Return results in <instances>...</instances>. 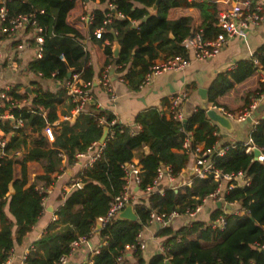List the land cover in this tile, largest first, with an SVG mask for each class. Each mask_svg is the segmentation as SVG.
Wrapping results in <instances>:
<instances>
[{"label":"trees","instance_id":"1","mask_svg":"<svg viewBox=\"0 0 264 264\" xmlns=\"http://www.w3.org/2000/svg\"><path fill=\"white\" fill-rule=\"evenodd\" d=\"M77 0H6L8 18L33 14L32 20L41 28L43 43L41 57L32 59L27 70L41 80H68V72L79 73L84 81L92 80L88 66L84 65L85 48L83 36L67 23V14ZM112 3L115 8L95 9L90 14L89 29L91 37L104 44L105 64L119 66L115 71L133 91L140 90L145 75L156 60L169 57H187L183 41L190 37L191 17L168 19L169 8L178 5L177 0H159L156 11L150 13L156 0H99ZM202 17V28L207 36L216 30L214 26L216 12L208 10V4H197ZM110 14V21L104 23ZM122 15V16H121ZM7 25V23H5ZM31 27L30 24H28ZM102 28L100 37L95 31ZM119 45V54L113 56V44ZM264 64V44L254 55ZM252 60H242L235 70L221 72L210 82L207 100L217 105V98L226 94L234 85L248 78L255 71ZM39 76V77H38ZM35 88L29 94L18 92L19 86H13L9 94L13 99H30V107L13 108L12 113L24 119V127L15 129L8 121L0 120V264L9 256L13 243L21 242L31 230L42 211L44 192L36 189L37 181L50 185L55 176L62 171L63 152L66 165H71L75 154L86 151L92 142L99 141L104 125L97 123V117L104 116L106 121L114 118L108 110L97 108L94 101L87 105L85 112L75 116L73 122L65 120L54 127V141L49 143L42 134L47 122L57 120L56 107L65 99L71 101L62 84L56 91L43 89L40 81L35 80ZM264 88L258 89L262 93ZM93 100V99H92ZM75 103H69V109ZM39 107L46 110L42 116ZM69 114V113H68ZM135 123L140 126L132 132L128 125L115 123L107 136L101 156L91 167L79 172L82 186L63 195V203L55 211L56 219L46 228V232L36 240L27 254L26 264H51L61 255L68 253L69 244L79 236L90 237L91 228L96 219L106 213L110 200L121 193L123 188L122 165L137 157L142 166L139 189L144 190L155 175L159 165L170 166L179 174L190 158L189 154L174 151L182 147L188 132L192 133V145L203 144L204 149H212L219 137L217 126L206 116V111L198 108L188 118L185 126L166 116L156 108H148L137 114ZM11 134L9 140L5 136ZM252 143L224 144L229 148L223 155L211 156L215 167L222 174L245 172L248 185L234 187L226 194L228 202H240L246 210L238 215L228 213L226 226L222 231L203 227L201 222L174 230L165 227L158 235L164 238V251L150 257L148 261L139 249L132 250L135 263L127 264H264V254L255 246L264 243V160L253 159L246 148L254 145L262 149L264 155V117L258 120L251 134ZM4 142L2 146L1 143ZM19 151L16 156L14 152ZM40 162L43 174L37 175L33 183L28 184L27 163ZM20 166L18 176L14 169ZM218 182L211 175L206 178H193L191 185L177 189H166L161 195L150 193L142 198L134 209L136 221L117 218L99 231L105 241L91 258L90 264H117L116 259L125 255L126 246L135 241L139 230L146 224L150 211L184 213L202 203V199L213 192ZM12 190L11 193L8 192ZM5 207L13 216L8 218ZM216 209L212 217L217 216ZM16 226L15 237L12 227ZM196 233L194 240L187 235ZM219 238L213 246L204 247L200 240ZM177 239H179L177 241ZM89 264V263H86ZM125 264V262H124Z\"/></svg>","mask_w":264,"mask_h":264},{"label":"crops","instance_id":"2","mask_svg":"<svg viewBox=\"0 0 264 264\" xmlns=\"http://www.w3.org/2000/svg\"><path fill=\"white\" fill-rule=\"evenodd\" d=\"M252 1L256 3L264 2V0ZM177 2L178 5L168 9L167 18L177 19L180 17H191V32H194L202 28V17L197 4L206 3L208 4V10L210 12H217L229 6L231 0H177ZM106 7H108L107 3H101L99 0H77L74 7L67 14V23L76 28L83 36L82 42L86 51L84 65L88 66V70L92 77L93 86L91 93L97 108L108 110L114 115L118 123L128 125L132 132H137L140 129V126L135 123V117L138 113L148 108H156L166 112L165 110L169 97L172 94L186 92L187 97L182 104L185 118H188L198 108H202L205 111L208 108H214L220 113L227 112L234 116L229 118L232 123L231 132H228L216 124V134L219 139L215 146L221 148L224 144L248 145L252 143L251 134L255 130L258 120L264 117V108L258 115L256 114L258 108L264 105V98L256 99L259 95L258 89L264 88V64L261 63L263 70H255L254 73L245 80L234 83L233 87L226 94L219 96L217 98V105L209 102L207 98H201L198 90L200 88L208 90L210 82L217 74L228 70H235L240 61L251 60L254 55L258 53L259 49L264 44V20L259 25L250 29L244 39L234 38L230 40L222 50L211 59L191 61L190 65L183 70L164 71L154 76L149 85L141 87L138 91H133L129 88L126 81L123 80L122 74L116 71H113L111 75V83L108 88L100 86L97 82L101 71L106 65V55L104 54V44L97 42L91 37L89 29L90 21L87 19V16L95 9H104ZM149 11L150 13H154L156 8L154 9L151 7ZM212 36L213 32L207 35V37ZM32 37V28L28 25L17 28L14 34L10 36L0 31V47L4 54V60L0 64V92L6 86L12 88L17 85L19 86L18 92L20 94H23L24 91L30 94L35 88L34 83H32L35 80L40 81L43 89H48L52 92L56 91L58 85H60L55 79L41 80L27 70L28 63L32 59L38 58L36 44ZM183 45L186 47L184 42ZM9 56L15 60L17 65L16 69H11L9 67L10 62L7 59ZM187 56L192 60L190 49L189 51L187 50ZM159 61L160 60H156L155 62ZM261 94L264 95V91ZM22 99L29 100L30 102V99L25 96L22 97ZM256 100V107L249 115L252 117V120H247L249 116H247L245 120H238L236 115L240 111L248 109ZM69 103H73V101L65 99L62 103L57 105V120L53 122L56 123L55 126L57 123L65 121V117L67 116H70L69 119H67L68 121H74L75 116H71L73 108L69 109ZM44 112L45 114L40 112L42 116L46 115V110H44ZM10 136L11 134L6 135L5 139L9 140ZM1 137H3V133L0 131V138ZM199 146L204 149L203 144H199ZM253 147L256 146H248L246 152L252 153L253 155ZM174 151L181 152L180 149H175ZM19 155L20 152L16 156ZM132 159L139 162L137 157H133ZM84 161H86V158L83 156L79 158L77 162L74 160L71 165H66V158H64L62 159V171L58 174L51 175V177L55 176V181L53 183L44 185L41 181H37L36 189L45 193L42 199V211L36 223L24 238H22L21 242L18 243L15 241L13 243L9 256V264H20L22 257L29 253L34 242L46 232L47 226L56 219L55 211L63 203V195L66 194L64 188L71 181L80 178L79 172H81L83 168L79 162L83 164ZM192 164L193 158L190 156L182 172H184L187 167L191 168ZM19 172L20 166H16L14 169L15 176H18ZM182 172L180 176H177L176 181L179 183L188 181V185H191L194 177L190 173L187 177H184ZM27 174L28 184L33 183L37 175L43 174L41 163L37 161L28 162ZM232 182L236 184V180H232ZM11 192L12 190H10L8 194ZM131 192L134 195L132 204L135 212V205L139 204L142 198L146 199L149 194L145 195L146 193H144V190L136 186L131 188ZM216 209H219L217 203L210 199L206 200L201 204V208L196 215L189 216L185 213L179 214L172 220L169 227L178 230L182 227L190 226L193 222H201L205 228L209 226L216 217H212ZM228 211L230 214L234 213L238 215L246 212L240 202L234 203ZM5 213L9 219L12 221L14 220L13 216L8 211V207H5ZM11 230L12 235L15 237L16 226L14 225ZM159 230L160 228L156 222L147 223L141 228V236L145 242V249L142 250V256L145 261H148L153 255L163 252L161 248L164 238L158 235ZM196 237V233L187 235V238L190 240H194ZM219 241V238H212L210 240H200V244L204 247H210ZM104 242L99 231H94L89 240L79 245L72 255L68 257L66 264H90L92 256L98 252L100 246L103 245ZM125 252V255H123L122 260L118 264H124V262L125 264L135 263L132 251L127 249Z\"/></svg>","mask_w":264,"mask_h":264},{"label":"built area","instance_id":"3","mask_svg":"<svg viewBox=\"0 0 264 264\" xmlns=\"http://www.w3.org/2000/svg\"><path fill=\"white\" fill-rule=\"evenodd\" d=\"M6 0H0V31L1 33H6L12 35L14 34L17 28L26 26L28 24L31 25L32 28V39L36 44L37 48V56L41 57V44L43 43V37L41 35V28L38 27L35 23V20H32L33 14L29 15H18L16 17L8 18L7 16V8H6ZM109 9H114L115 6L110 3L108 4ZM122 16V15H121ZM87 19L90 20V15L87 16ZM264 20V2L256 3L252 0H231L229 6L218 10L215 14L214 26L216 30L213 32L212 37H207L204 35V31L202 28L197 29L192 32L191 36L186 38L183 42L186 45V50H191V58L190 57H182V56H174L169 57L165 60H160L159 62H155L150 67L149 72L145 75L144 79L141 82L140 88L147 86L150 84L152 78L164 71H179L188 67L191 61H202L208 60L212 57L216 56L222 48L232 39L239 38L244 39L247 35V32L259 25ZM110 21V14H107V19L104 23ZM7 23V25L5 24ZM102 28H98L95 31V36L97 38L100 37L102 32ZM9 63V67L11 69H16L17 65L15 60L11 56L7 57ZM4 60V54L0 47V64ZM252 63L256 70L262 69L260 61L253 57ZM119 66L113 64H107L101 71V74L97 80L98 84L104 88H108L111 83V75L113 71H115ZM56 82L63 85L66 89L67 95L71 97L75 106L71 112V116H76L80 112H85L87 105L92 103L93 96L91 93L92 89V80L84 81L80 78L79 73L71 74L68 80H64L63 82L55 79ZM264 80V79H263ZM11 87L6 86L0 92V120L8 121L11 127L18 129L24 127V119L20 116H15L12 113L13 108L22 109L30 107L29 100L24 99H13V96L9 94ZM187 97V93H176L172 94L169 97L166 106V115L172 120L178 121L183 124V120L185 119V114L182 109V104L184 99ZM264 95L259 94L258 99H263ZM257 100L252 103L248 109L240 111L236 117L238 120H245L247 116L250 115L251 111L256 107ZM27 105V106H26ZM29 105V106H28ZM39 111L45 114L44 110L39 107ZM221 114L225 115L228 118L234 117L230 113L222 112ZM70 116L65 117V120L69 119ZM97 123L99 125H104L108 127V135L112 136L114 132L111 130V127L117 123L115 118H112L110 121H106L104 116L97 117ZM56 123L47 122L43 127L42 134L46 137L49 142L54 141V126ZM192 133L188 132L183 139L182 147L180 148L181 152L189 154L193 158V164L190 168V174L193 177L198 178H206L211 175L214 180L218 182L216 189L211 192L209 195L205 196L202 199V203L206 200H212L215 203L220 202L222 205L219 208L220 213L214 218L213 222L209 224V226L217 231H222L226 226V215L228 214V210L224 205L229 204L232 206L234 202H228L225 199L226 194L234 187V183L232 180H236V184L240 186L248 185L250 180L246 176L245 172L238 171L232 174H222L214 165V162L211 159L213 153L217 155H223L225 151L229 148L228 146L219 148L218 146H214L212 149H203L200 148L199 144L192 145ZM251 141V139H250ZM4 145V142L1 143ZM255 147H253L254 149ZM103 149V144H100L99 141L92 142L88 145L85 152L75 154V162L81 157H85L86 161L81 164L83 169L91 167L93 163L101 156ZM261 150V149H260ZM19 154V152H15V155ZM59 156L64 159L66 158L63 152L59 153ZM258 161L264 160V155L261 152L257 156ZM82 169V170H83ZM123 170V188L121 193L114 196L110 202L108 203L107 211L104 215L99 216L96 219V224L91 228L90 236L94 231H100L105 228L109 223L113 222L117 218H119V213L126 207L127 204H132L134 200V195L131 192V188L136 186L139 187V183L141 181V173L142 166L139 162L134 161L133 159L130 162H127L122 165ZM183 171V169H182ZM181 171V172H182ZM173 172L172 168L167 165H159L155 170V175L152 179V182L146 186L144 189L145 195L150 193L157 192L159 194H163L166 189H177L184 185H188L187 182L179 183L176 181L177 176H180ZM82 186L80 178H77L74 181H71L65 188V193L70 192L75 188H79ZM201 203V204H202ZM201 204L196 205L193 209H186L184 212L189 216H194L200 210ZM236 213V212H235ZM179 214H183L177 211H171L169 213H157L155 211H150L149 217L147 219V223L156 222L160 229L168 227L172 220L178 216ZM90 238V237H89ZM88 236H79L77 239L73 240L69 244V251L66 254L61 255L58 259L54 260L51 264H66L67 259L72 253L77 249V247L83 243H86L89 240ZM179 239H177L178 241ZM255 246L258 249H264V243L258 244ZM144 250L145 242L141 236V230L137 233L135 237V241L131 245L126 246V250ZM162 251H164V247L162 246ZM11 253V252H10ZM10 256V254H9ZM9 256L2 262V264H9ZM27 255H24L21 259L20 264H26ZM123 255L117 257V264L122 260Z\"/></svg>","mask_w":264,"mask_h":264},{"label":"water","instance_id":"4","mask_svg":"<svg viewBox=\"0 0 264 264\" xmlns=\"http://www.w3.org/2000/svg\"><path fill=\"white\" fill-rule=\"evenodd\" d=\"M158 2H159V0H156L155 4H154V6H153L154 9L157 7ZM118 54H119V45H118V43L115 41L114 48H113V56H114V57H117ZM71 74H72V72L69 71L68 74H67V76L70 77ZM198 92H199L201 98H203V99H206V98H207V89H205V88H200V89L198 90ZM263 108H264V105H261L260 108H258L256 114L258 115V113H259L261 110H263ZM206 116H207L212 122H214L215 124H217V125L220 126L221 128H224V129L227 130L228 132H231V131H232V123H231L230 119H229L228 117H226L225 115L221 114L220 112H218L216 109H214V108H208V109L206 110ZM247 120H248V121H251V120H252V117L249 116V117L247 118ZM186 122H187V118H185V119L183 120V125H184V126H185ZM108 131H109L108 127L105 126V127L103 128V131H102L101 137H100V139H99V143H100V144H104V142H105V140H106V138H107V135H108ZM260 153H261V150H260L259 148L255 147V148L253 149V158H254V160H257V156H258ZM189 173H190V168L187 167V168L185 169V171L182 172V175H183L184 177H187V176L189 175ZM221 205H222V204H221L220 202L217 203V207H218V208H220ZM224 206H225L226 209H231V206H230L229 204H226V205H224ZM119 218H122V219H128V220H131V221H136L137 218H138V216H137V214H136V213L134 212V210H133V204H131V203H130V204H127L126 207H125V208L119 213ZM259 251H260L261 253L264 254V249H259ZM165 264H171V263L169 262V260H166V261H165Z\"/></svg>","mask_w":264,"mask_h":264}]
</instances>
